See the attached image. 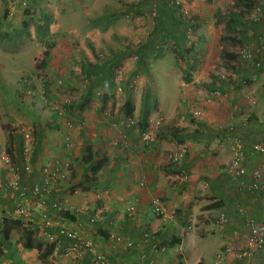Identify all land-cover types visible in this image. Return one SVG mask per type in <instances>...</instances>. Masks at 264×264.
<instances>
[{
  "label": "crops",
  "instance_id": "1",
  "mask_svg": "<svg viewBox=\"0 0 264 264\" xmlns=\"http://www.w3.org/2000/svg\"><path fill=\"white\" fill-rule=\"evenodd\" d=\"M36 2L37 0H31L32 5ZM91 2L93 8H97L102 3L100 0ZM65 3L67 2H61L67 5ZM256 3L253 5L263 6V0ZM48 16L51 19L48 33H53L52 19H56L59 14L54 12L52 17L49 14ZM241 19L244 24L238 30L246 31L243 33V38L251 45L252 50H255L256 38L262 36L264 39V7L260 21L253 23L246 16H241ZM34 26L32 31L35 30ZM74 31L75 29L73 34ZM81 35L77 32L78 45L81 49L79 52H85L84 57L91 65L89 69L95 72L89 77L91 84H102L97 86L93 84L94 88L87 103L82 106L75 104L73 110L71 107L63 115L51 111L50 115L54 118L50 116L51 120L43 122L40 120L42 113H39V107L43 104H39L38 100L47 104L48 98L57 99V96L51 93V82L41 78L38 82L35 77L29 76L28 87L32 88V91L30 94L27 93L28 87L25 86L26 94L19 93L21 107L16 100L14 103L5 100L6 97L0 89V147L3 148L0 154L7 147H13V155L17 156L15 149L22 144L21 132L26 129L31 131L29 125L31 122L35 127V131L33 130L35 134L32 133L33 171L25 173L21 168V185L29 188L32 182L39 180L37 168L40 169L41 165H45L53 158L67 159L70 170L65 180L53 188L47 196L45 211L50 218L63 219L61 221L67 227L100 239L98 241L100 249L107 256L110 264H141L138 260L141 255L155 257L159 264H213L216 254L225 244H232V248L243 251L249 234V220L259 222L264 219V191H249L240 184L243 180H249L254 166L264 160V155L253 152L251 148L253 143L262 139L263 134L261 119L264 118V67L255 69L248 62L242 61L239 68H235L237 79L233 86L231 83L221 81L211 84V89L206 93L204 90L194 88L193 81L185 83L187 88H184L183 93L186 92L188 96V100L185 98V101L189 102L190 99L195 101L194 110L202 111L198 119L193 118L192 114L190 116L188 114V118L184 112L186 110L175 102L178 100H172L170 95L166 96L160 92V97L148 114L147 126L144 129V131L152 130L153 139L145 144L140 139L144 131L140 132L137 125L142 106L140 90L134 88L132 93H126L128 87L133 86L130 78L120 77L119 85H115L116 77L111 74L114 66L110 68V61L114 57L121 59L122 51L114 50V54L109 58L108 55L114 48L109 36L101 37L94 31H89L85 36L90 39L94 55L88 54L82 40L79 39ZM56 36L61 44L65 42L60 35ZM204 36L208 42L210 37L207 34ZM101 38L104 40L109 38L105 44L106 48L110 49L109 51L104 49L108 53L102 56V59H97L99 54L96 48L101 47ZM208 50L207 47L206 51ZM68 52L66 45L61 46L57 42L50 49V57L44 55L41 63L51 65L54 62H51V59L61 60L56 67L65 68L67 60L64 57ZM27 53V49L18 55L0 49V57L10 60L8 65L12 68H8L4 61L0 60V79H2L0 83L7 80L4 73L16 69L21 63L19 57ZM255 54L260 56L257 52ZM134 57L136 58L135 55ZM128 58H123L126 61H123L119 67L121 71L127 69ZM15 59L18 60V64ZM29 60L34 67V60ZM84 63V60L81 61L78 72L73 74V77L78 79L76 81L69 80V71L64 70L61 73L65 76L63 81L65 89H68L66 92L72 94L75 101L80 100L83 88L89 84L86 78L81 79ZM253 74L255 78L252 80ZM245 81L247 86L243 87L241 84ZM189 86H193L191 90ZM115 87L120 95L115 92L117 91ZM39 88H43V95L38 92ZM99 88H102L106 94L94 101L92 98L96 90L100 91ZM118 96L122 98L115 102L117 109L110 108L109 105L112 106L115 97ZM28 99H30L29 103ZM126 99H129L134 107L130 116L133 124L130 126L126 123L128 117L120 109L121 103ZM24 103L28 104L22 106ZM34 103L37 104V109L34 108ZM189 113L192 111L189 110ZM5 114L12 115V119ZM21 116L28 120L27 126L19 125L18 118ZM159 117L162 118L161 124L155 129L154 124ZM13 119L18 122L13 130L2 127L4 123L10 124ZM67 122L71 124L69 129L65 126ZM68 130L71 144L66 148L64 134ZM234 137L241 142L245 155L246 174L242 177H234L228 169ZM183 142L190 145V151L182 165L169 164L167 154ZM98 160L100 166L95 168L94 164ZM179 169H184L188 174L186 180L177 179L176 173ZM5 176L4 164L0 161L1 182L5 180ZM77 184L88 188L82 190L81 187H76ZM154 197L162 201L163 215L156 216L152 213L151 200ZM14 198L12 191L5 188L0 190V216L3 218L13 219L7 213L12 207ZM58 199L63 202L62 210L69 212L73 220L58 216L52 209V202ZM131 202L136 210L131 217H128L125 215V209ZM102 204L108 208V213L95 224H90L89 214ZM220 214L223 215L224 221L216 227L215 220ZM14 229L16 228L11 231ZM49 230L55 232V227L52 226ZM110 231L119 235L121 242L112 240L109 237ZM143 233L149 234L145 242L142 240ZM35 237L45 240L38 230ZM124 240L132 241L134 248H123ZM152 243H156L163 250H152ZM24 250L23 252L29 253L34 249ZM58 256L61 258L60 254ZM220 264L255 263L247 256L239 258L229 255ZM260 264H264V258Z\"/></svg>",
  "mask_w": 264,
  "mask_h": 264
},
{
  "label": "rangeland",
  "instance_id": "2",
  "mask_svg": "<svg viewBox=\"0 0 264 264\" xmlns=\"http://www.w3.org/2000/svg\"><path fill=\"white\" fill-rule=\"evenodd\" d=\"M65 1L67 5L61 4V2ZM91 1L37 0L35 5H32L31 0H26L23 5L17 0L12 4H1L0 49L6 52H13L16 55L25 52L26 49L28 50L27 54L19 57L21 63L16 69L7 71L6 74L4 73L7 76V80L0 83V89H2L6 97L5 100L13 101V103L16 100L19 107H21L19 93L26 94V87L19 80L23 77L29 79V76L35 77L38 82L40 78L51 82V93H54L53 96L56 95L58 97L57 94L59 96L66 94L68 89H65L64 86L63 77L65 78V76L61 75V73L64 70L69 71V80L76 81L78 79L74 78L73 74L78 72L79 64L83 60L85 61L84 64L88 63L84 57L85 52H79L81 49H79L78 45L77 32L82 34L79 39L82 40L88 54L94 55L90 39L85 36V33L94 31L101 37L102 35H108L113 43V52L108 55L109 58H111V54H114V50L122 51L120 54L122 56L121 59L112 58L110 68L112 65L114 66L111 69V74L112 76L115 75L114 78L116 77L117 83L120 81V77L127 76L130 78L133 86L128 87L129 89H127L128 92L126 91V93H132L133 89L136 88L140 90V98H143L144 93L149 92L151 109L160 97V92L166 96L170 95L172 100H178L175 102L181 104L189 118L190 114H192L189 113V110L193 112L195 109L193 102L195 101H190L191 99L189 102L185 101V98L188 100L186 92H184L185 94L183 93L186 87L185 83L188 84L193 81L194 88L204 90V93L211 89V84L221 81L231 83L233 86L237 79L235 68H239L243 61L237 57L238 49L241 47L242 42H245L243 32L240 30L230 31L224 21H215L212 17V12L214 10H219L221 13L234 11L244 17L251 12L254 6L253 3L259 0H244L245 4L238 0H227V2H225L226 0H210L209 2L206 0H182L179 1L181 2L180 4L171 3V0H100L102 3L97 8H93ZM249 4H252V7H248L250 6ZM134 5L136 9L133 8ZM260 7L263 9L262 5ZM54 12L59 14V16L56 19H52L51 30L53 33H48L49 31H47V35L38 36L36 30L32 31L33 25L36 24L35 22H42L38 17L40 14H49L52 17ZM155 17L160 19V23L158 25L156 23L154 26ZM178 19L184 22L189 21L192 27L187 31L184 47L175 49V44L169 34L171 32L170 29H175L174 22ZM23 23L27 24L26 28L23 27ZM246 25L248 26V24ZM176 28L181 29V24L177 25ZM54 34L60 35L65 42L61 44L57 40L58 36ZM205 34L210 37L208 42L204 36ZM109 38L106 40L101 38V47L97 46L96 48L98 49L97 54H99L97 59H102V56L108 53L110 48H106L105 43ZM57 42L61 46L66 45L69 50L66 57H64L67 63L65 68H61L63 69L62 71H59L61 70L60 66L56 67V64H59L61 60L51 59V62L54 61L51 65L41 63L44 58V51L47 52V58H49L50 49ZM186 47L189 49L188 52H185ZM207 47L209 48L208 51H206ZM141 48L143 49L144 59L142 62H138L134 55H138L137 52ZM229 53L235 54V58H229L227 56ZM124 57H129L127 59L128 64H126L127 69L121 71L119 67L123 61H126L123 60ZM204 57H206L205 60ZM29 59L34 60V67L31 66ZM0 60L4 61L8 68L12 69L8 65L10 60L2 57H0ZM121 60L122 62H120ZM17 61L15 59L16 63ZM58 79L62 80L60 84H57ZM241 85L243 87L247 86V81ZM192 87L189 86L188 88L191 90ZM206 87H209V89ZM72 88L74 90V87ZM115 90H117V87H115ZM100 91L104 92L102 88ZM100 91H95L96 93L92 98L94 101L100 96ZM69 92L71 93V91ZM115 92L119 94L118 90ZM114 95L116 94L114 93ZM71 96L73 98L72 94ZM121 98L122 96L115 97L113 105H109V107L117 109L115 102H118ZM29 102L30 99H28ZM38 102L43 104L42 106L39 105V113H42L40 120L44 122L51 120L50 116L54 118L53 115H50L53 110L42 101L38 100ZM28 103H24L22 106H26ZM34 108L37 109V104L35 103ZM8 117L12 119V115ZM23 118V116L18 118L20 120L19 125L27 126L28 120H25L26 118L22 120ZM193 118L198 119L199 117L193 116ZM15 124H18V122L13 119L10 124L4 123L2 127L13 130V127L16 126ZM29 125L32 129L30 132L35 134L34 123L31 122ZM2 149L0 147V151ZM5 151L8 152L7 149ZM3 182L4 180H2ZM20 232L21 230L18 228L11 231L10 243L12 245L10 248L0 246V264H77L83 260L76 262L68 260L69 262H66V259L59 258L58 252L52 251L46 260L40 261L35 250L29 253L23 252L25 250L24 248L22 249L19 243ZM1 250H3V253ZM8 252L13 254V256H7Z\"/></svg>",
  "mask_w": 264,
  "mask_h": 264
},
{
  "label": "built area",
  "instance_id": "3",
  "mask_svg": "<svg viewBox=\"0 0 264 264\" xmlns=\"http://www.w3.org/2000/svg\"><path fill=\"white\" fill-rule=\"evenodd\" d=\"M17 0H0V6L2 3L12 4ZM19 3L25 4L26 0H18ZM182 0H171V3L180 4ZM264 7V0H263ZM262 8L260 5H254L251 12L246 15V18L251 22H258L261 20ZM257 46L255 50H252V47L249 43H242L241 47L237 51V57L240 60L248 62L253 68L260 69L264 67V39L262 36H258L256 38ZM255 52L260 56H256ZM255 74L252 76V80L255 78ZM116 83L117 79L115 78ZM21 83L25 86H29V81L27 77H23ZM62 82L61 79L57 80V84ZM32 88L29 89L28 92L31 93ZM40 95H43V88H39ZM73 98L71 94L68 92L66 94H62L55 98H51L47 100V105L53 112L57 114H65V111L70 108L71 102ZM194 117H200L202 115V111L200 109H196L192 112ZM162 118H158L155 122L154 128L157 129L161 124ZM247 120V118H245ZM127 125H132L133 122L131 118H127ZM261 123L263 125V134L262 139L253 143L251 148L252 151L264 155V118L261 119ZM68 122L65 124L69 129L71 126ZM22 133V144H21V153L23 158V168L22 170L25 173H30L33 171V167L31 164V157L33 154V135L30 130L26 129L21 132ZM140 139L143 143L151 142L152 130H145ZM64 144L66 148H68L71 144L70 142V131H66L64 134ZM190 151V145L186 142L180 143L176 145L172 150L167 154V161L171 165L181 166L183 161L185 160L188 152ZM244 159L245 155L242 149V144L238 138L234 137L233 139V148H232V156L229 162V170L233 174L234 177H242L246 174V170L244 167ZM0 161L4 164V171H6L5 180L2 183L0 181V190L5 188L6 190H10L16 193V197L14 198V202L10 211L7 215L15 220H19L23 227L31 228L33 231H40L45 238V240L49 243H55V247L53 249L56 252L58 249V240L57 237L59 235H63L68 238L69 241L61 254L62 258L66 260H82L86 259L87 264H110L109 260L105 253L100 249L97 237H93L92 235L84 234L78 229H74L72 227H67L65 223L58 221L57 219H50L46 216L45 212V204L46 198L50 194L53 188H55L60 182L65 180L67 174L70 170V163L67 159H60L58 157L53 158L50 162L45 165H41L39 169L40 180L32 182L30 187H24L20 183V171L19 168L14 165L11 161L9 154L6 151H2L0 154ZM176 177L179 180H185L188 177V174L184 169H179ZM240 184L249 191L262 190L264 191V160L260 161L258 164L254 166L250 173L249 180H243ZM62 201L52 202L51 207L56 210H62ZM151 208L152 213L156 216H160L164 214V208L162 205V201L158 197H154L151 200ZM136 210L133 202L127 205L125 209V215L131 217ZM108 208L102 204L94 210V214L90 218V222L98 221L103 217V215L108 213ZM34 214H37L35 216ZM1 215V214H0ZM3 219V216H0V220ZM109 219V218H108ZM224 221V217L220 214L215 220V226L219 227V225ZM51 226L56 227V231L54 233L46 231ZM249 234L246 237L245 248L243 251L236 250L232 248V244H225L224 248L219 251L216 256L213 264L222 263L227 256L233 255L235 257L247 256L249 259H253L255 264H260L262 259L264 258V219L259 222H254L249 220ZM47 228V229H46ZM109 237L116 241L121 242V238L114 231L109 232ZM142 240L145 242L149 238L148 233L142 234ZM123 248L133 249V242L130 240L123 241ZM151 248L154 251H162V247H158L156 243L151 244ZM141 264H159V261L155 257L148 256H139L138 258Z\"/></svg>",
  "mask_w": 264,
  "mask_h": 264
},
{
  "label": "trees",
  "instance_id": "4",
  "mask_svg": "<svg viewBox=\"0 0 264 264\" xmlns=\"http://www.w3.org/2000/svg\"><path fill=\"white\" fill-rule=\"evenodd\" d=\"M206 1L209 2L210 0H206ZM238 1L242 2L243 4L246 3L244 0H238ZM249 5L250 6H248V7H252V4H249ZM133 8L136 9V6L134 5ZM212 17L217 22L224 21L227 29H229L230 31H236L239 28L241 29L243 24H244V22H242V19H241V16L239 15V13L234 12V11H227V12L221 13L219 10H214L213 13H212ZM40 19L42 20V22L41 23H36L34 27H35V30L37 32V35L38 36H43L48 31V25H49L51 19L49 18L48 15H42L40 17ZM159 20L160 19L155 17L154 26H155L156 23H157L156 25H158L160 23ZM187 22H184L183 20H179V19L175 20V22H174L175 23V25H174L175 29L174 28L170 29L172 33L171 32H170V34L168 33L169 36H171L173 43L175 44V49H178L179 47H184V45H185L186 37H187L186 36L187 31L190 30V27H192V24L189 23V21H187ZM179 24H181V29L176 28L177 25H179ZM23 27L26 28L27 24L23 23ZM163 32H164V30H163ZM241 32L245 33L246 31L242 30ZM149 49H150V47H149ZM188 51H189V49L186 47L185 48V52H188ZM44 55L45 56L47 55L46 51H44ZM135 56H136L138 62H142L143 59H144L143 58V56H144L143 49L142 48L139 49L138 50V55H135ZM227 56L229 58H235V54H230L229 53V54H227ZM83 65L84 66L81 69V74H82L83 77H81V79L83 80V78H86V80H87V82L89 84H88V86L83 88V93H82V96L80 97V100H76V101L72 100L70 107H72L73 109H74V105L75 104H77V106L78 105L82 106L84 103L88 102L89 96L91 94L92 89L94 88V85L95 86L102 85V84H99V83H96V84L93 83L94 85L91 84L92 81H91V79H89V77H91V75H93V73H95V72L92 71V70L90 71V69H89V67L91 66L90 63H86V64H83ZM104 78H106V77H104ZM86 85H87V83H86ZM105 94L106 93L103 92L102 94H100V96H105ZM149 96H150L149 92H145L144 95H143V98H142V107L140 109L141 110L140 118L138 119V124H137L138 125V130L140 132L144 131V129L147 126V122L146 121H147V117H148V114H149L150 109H151L150 102H149ZM103 100H102V102H104ZM120 109H122V111H123L125 116L130 118V116L132 115V112L134 110V107H133L131 101L129 99H126V100H124L121 103ZM7 150L9 152V153L8 152L7 153L9 154L12 163L19 168L20 178H21V168H23V164H22L23 163V159H22V153H21V151H22L21 150V145H20V147L15 149V151L17 153V156L13 155V152H12L13 147H11V148L7 147ZM33 152H34V149H33ZM32 157H33V154H32ZM20 162H21V164H20ZM94 165H95V168H98L100 166V161L99 160L96 161ZM37 170H38V173H39V168H37ZM36 175H37V172H36ZM39 176H40V173H39ZM39 180H35V181H39ZM77 186L81 187L79 184H77L76 187ZM87 188L81 187L82 190L87 189ZM13 193H14V197H16V193L15 192H13ZM55 201H59V199L55 200ZM54 211L56 212V214H58V216H61V217L65 218V219H68V220H73L74 219L73 216H71L70 213L67 212V211H64V210H60V211L54 210ZM93 214H94V212L92 214H89V216H88V222L90 224H95L96 222L99 221L98 220V221L90 222V218L92 217ZM46 216L48 218H50V216L48 215L47 212H46ZM50 219H57L58 221L63 220V219L60 220V219L54 218V217H51ZM13 228H18V229L21 230V232H20L21 234H20V237H19V243H20L21 247L24 248V249H34L37 252L38 260L44 261L52 253V251H53V249L55 247V243L54 242L53 243H49L47 241L44 242V240L42 238H36L35 237L36 233H35V231H33V229L23 227L22 223L19 220H15V219L3 218L1 220V222H0V246L6 247V248H10V246L12 245L10 243V231ZM50 228H48V229L46 228L47 229L46 231L54 233V231L52 232V231L49 230ZM55 231H56V227H55ZM57 240L59 242L58 243L59 247L57 248L58 250L56 252H58L61 255L63 253L67 243L69 241H71V240H69L68 238H66L63 235H59L57 237ZM1 251L3 253V250H1ZM6 255L7 256H13V254H11L10 252H8ZM60 257H61L60 259H63L62 256H60ZM65 261L67 262L68 260H65ZM69 261L76 262L78 260H69ZM77 264H87V260L83 259L81 262H79Z\"/></svg>",
  "mask_w": 264,
  "mask_h": 264
},
{
  "label": "clouds",
  "instance_id": "5",
  "mask_svg": "<svg viewBox=\"0 0 264 264\" xmlns=\"http://www.w3.org/2000/svg\"><path fill=\"white\" fill-rule=\"evenodd\" d=\"M21 79H22V78H21ZM21 79H20V80H21Z\"/></svg>",
  "mask_w": 264,
  "mask_h": 264
}]
</instances>
